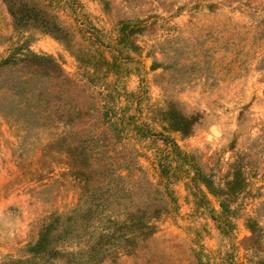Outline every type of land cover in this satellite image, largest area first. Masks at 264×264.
<instances>
[{
  "label": "rangeland",
  "instance_id": "1",
  "mask_svg": "<svg viewBox=\"0 0 264 264\" xmlns=\"http://www.w3.org/2000/svg\"><path fill=\"white\" fill-rule=\"evenodd\" d=\"M40 1L70 27L72 46L38 30L16 35L0 0V60L16 42L54 57L70 80L68 104L84 111L75 130L87 131L61 139L59 81L35 75L32 93L20 83L29 67L0 70V105L25 111L0 112V264H58L30 247L53 214L80 201L63 148L81 137L92 167L109 163L127 189L107 211L160 209L152 234L102 264H250L259 241L264 254V234L246 240L249 218L264 233V0ZM171 108L195 117L188 135L170 128ZM196 169L219 189L241 172L225 230L220 198L192 179Z\"/></svg>",
  "mask_w": 264,
  "mask_h": 264
},
{
  "label": "trees",
  "instance_id": "2",
  "mask_svg": "<svg viewBox=\"0 0 264 264\" xmlns=\"http://www.w3.org/2000/svg\"><path fill=\"white\" fill-rule=\"evenodd\" d=\"M2 1L6 4L12 17L16 35L23 37L32 30H38L52 35L67 47L72 46V30L60 22L57 14L48 5L40 0ZM128 35L125 33V27H122V40L125 41ZM9 50L8 55L0 60V70L8 65L23 63L29 67L30 75L29 78L20 81L21 84L29 85L32 77L39 75L43 80L52 84L59 81L64 86L61 92L65 94L64 100L67 101V104L61 110L64 114L56 119L58 127L59 124H62L64 135L61 139L65 141L66 136L72 132H86L87 130L83 126H80V130H75V118L84 111L81 106L68 104L67 97L69 98L70 91L67 90V84L70 80L64 75L57 60L50 55H41L31 51L25 42L13 43ZM37 88L39 87L29 85L28 91L35 93ZM0 112L6 116L16 114L22 118L25 111L19 107H13L12 111H8L3 105H0ZM167 113L170 128L183 135H188L191 132L192 125L195 123L194 116L187 117L174 108L168 110ZM113 118L112 114L106 113L104 121L110 123ZM58 127L55 125L54 133ZM92 139L94 140V138ZM89 143L88 137H81L76 142L65 143L63 148L69 167L80 184L78 205L70 212L53 214L43 224L38 239L30 247V250L36 255L51 256L53 259H57L58 264H102L108 257L116 259L119 250L131 252V248L136 247L140 239L154 232L153 220L160 214V209L150 212L139 208V206L134 211L128 210L121 213H115L114 210L107 211L112 202L128 197L127 189L120 184L121 176L115 174L109 163L105 162L100 167H92L93 163L90 160L94 159V154L93 149L88 146ZM50 145L53 147L55 141H52ZM162 171L165 176H168L164 167ZM192 179L204 183L212 194L220 198L222 211L216 218H218L219 227L225 230L232 224L231 218L234 217L231 204L242 192L244 181L241 172L234 173L233 179L226 183V189L214 187L207 175L198 169ZM247 226L251 230L252 236L246 240H253L255 235L264 234L262 227L251 218L247 220ZM261 244L259 241L256 247L248 248L252 251L249 259L250 264H264V254L260 253L263 251L260 249ZM72 245L78 246V252L67 250V246ZM199 264L210 263L200 260Z\"/></svg>",
  "mask_w": 264,
  "mask_h": 264
}]
</instances>
